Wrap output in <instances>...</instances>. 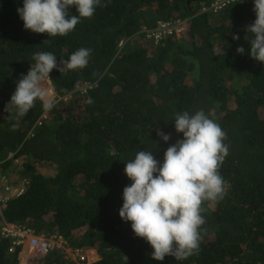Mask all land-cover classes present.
Returning <instances> with one entry per match:
<instances>
[{
    "label": "trees",
    "instance_id": "16d2710c",
    "mask_svg": "<svg viewBox=\"0 0 264 264\" xmlns=\"http://www.w3.org/2000/svg\"><path fill=\"white\" fill-rule=\"evenodd\" d=\"M212 1L101 0L106 6L74 31L49 37L24 29L23 0H0V174L11 188L24 187L2 205L4 220L94 251L99 260L91 264H264V63L251 58L246 32L254 3L200 14ZM69 14L78 15L75 7ZM164 21H185V33L154 46L144 31ZM80 48L92 49L86 67L50 73L59 98L50 111L40 100L20 119L5 111L35 53L52 52L59 67ZM85 84L92 86L82 93ZM201 110L226 133L229 153L219 169L226 195L204 203L198 254L157 261L119 216L130 184L125 163L139 150L162 163L183 138L175 115ZM11 244L0 236V264H19ZM41 264L73 263L56 250Z\"/></svg>",
    "mask_w": 264,
    "mask_h": 264
},
{
    "label": "clouds",
    "instance_id": "9594fccd",
    "mask_svg": "<svg viewBox=\"0 0 264 264\" xmlns=\"http://www.w3.org/2000/svg\"><path fill=\"white\" fill-rule=\"evenodd\" d=\"M253 3L256 18L246 27V32L253 37L250 56L264 63V0H253ZM97 6L106 5H101V0H23V6L17 12L25 30L55 37L74 31L81 18L90 19L94 15ZM71 7H75L78 15L69 14ZM238 39V35L233 36V40ZM236 51L244 54L245 48L241 46ZM91 52L90 48H80L67 60H60L59 67L52 52L35 53V63L26 75H21L5 111L14 110L17 119L23 118L37 100L42 102L45 111H50L59 99L50 87L51 71L57 69L63 73L65 69H82L87 66ZM50 90L56 98L49 95ZM92 102L88 100V103ZM174 122L175 131L182 133L183 138L166 149L162 163L152 151L139 150L124 168L130 184L123 189L119 216L123 221L131 222L133 233L151 246V257L157 261L168 256L186 260L198 254L202 226L206 223L202 215L206 211L204 203L217 202L226 195V182L219 171L229 153L228 145L224 143V130L202 110L191 115L187 111L178 113ZM157 135L165 142L170 139V134L161 130H157ZM1 213L2 210L0 222ZM52 235L56 234L49 236ZM83 253L89 258L88 264L99 260L94 251ZM29 254L32 253L24 255L27 262ZM48 255H39L38 262L28 264H41Z\"/></svg>",
    "mask_w": 264,
    "mask_h": 264
},
{
    "label": "built area",
    "instance_id": "2783aa9c",
    "mask_svg": "<svg viewBox=\"0 0 264 264\" xmlns=\"http://www.w3.org/2000/svg\"><path fill=\"white\" fill-rule=\"evenodd\" d=\"M243 0H213L208 5H202L200 14H219L226 7L238 4ZM186 30L185 21H164L159 23L155 28L145 30L146 39L150 40V43L156 46L160 41L167 38H180ZM92 84H85L81 88H78L82 93L86 89H89ZM86 88V89H85ZM49 95L56 98L55 94L50 90ZM46 115L41 119H46ZM40 119V120H41ZM40 120L37 125H40ZM11 188L8 185V181L0 174V210L2 205L6 204L11 195H20L24 190V187ZM3 189V190H2ZM3 193H7L4 195ZM0 236L11 239L12 246L9 251H13L14 248L19 251V264H28L24 257L28 253H36L40 256H46L56 250L62 251L64 259L71 260L76 264L89 263V258L86 253L71 248L64 238L58 235L45 236L44 234L37 235L33 229L26 226H14L6 223L2 218L0 222Z\"/></svg>",
    "mask_w": 264,
    "mask_h": 264
},
{
    "label": "rangeland",
    "instance_id": "374dc122",
    "mask_svg": "<svg viewBox=\"0 0 264 264\" xmlns=\"http://www.w3.org/2000/svg\"><path fill=\"white\" fill-rule=\"evenodd\" d=\"M138 39H139V38H138ZM133 40H134V39H133ZM133 40L130 41V42L132 43ZM150 48H152V46H151ZM44 87H45V86H44ZM46 115H47V114H46ZM48 115H49V113H48ZM9 157H11V156H9ZM14 165H17V161H14ZM14 165H13V166H14ZM27 258H28V262H30V263L38 262V261L41 259V257H40L38 254H36V253H32V254L27 255Z\"/></svg>",
    "mask_w": 264,
    "mask_h": 264
},
{
    "label": "flooded vegetation",
    "instance_id": "af4514ba",
    "mask_svg": "<svg viewBox=\"0 0 264 264\" xmlns=\"http://www.w3.org/2000/svg\"><path fill=\"white\" fill-rule=\"evenodd\" d=\"M17 183H20V181L18 180ZM21 187V186H20Z\"/></svg>",
    "mask_w": 264,
    "mask_h": 264
}]
</instances>
